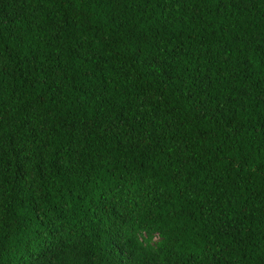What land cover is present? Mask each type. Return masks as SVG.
Masks as SVG:
<instances>
[{
    "label": "trees",
    "instance_id": "1",
    "mask_svg": "<svg viewBox=\"0 0 264 264\" xmlns=\"http://www.w3.org/2000/svg\"><path fill=\"white\" fill-rule=\"evenodd\" d=\"M0 264H264V0H0Z\"/></svg>",
    "mask_w": 264,
    "mask_h": 264
},
{
    "label": "clouds",
    "instance_id": "2",
    "mask_svg": "<svg viewBox=\"0 0 264 264\" xmlns=\"http://www.w3.org/2000/svg\"><path fill=\"white\" fill-rule=\"evenodd\" d=\"M135 242L140 247H153L162 242V238L159 235L153 234L149 235L148 230L145 229L143 232L139 233L136 238Z\"/></svg>",
    "mask_w": 264,
    "mask_h": 264
}]
</instances>
